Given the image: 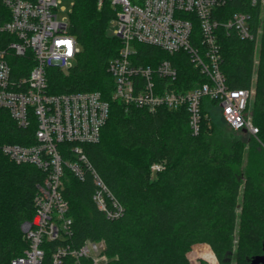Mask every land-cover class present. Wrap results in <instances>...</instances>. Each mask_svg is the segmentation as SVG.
I'll list each match as a JSON object with an SVG mask.
<instances>
[{
    "label": "trees",
    "instance_id": "16d2710c",
    "mask_svg": "<svg viewBox=\"0 0 264 264\" xmlns=\"http://www.w3.org/2000/svg\"><path fill=\"white\" fill-rule=\"evenodd\" d=\"M236 11L252 8L247 0H232L220 10L222 20ZM8 15L0 0V16ZM114 17L109 3L99 8L96 0H76L70 33L81 47L77 62L68 70L47 69L51 94L98 91L109 102L99 142L82 146L123 207L120 218L108 219L93 200L92 173L87 171L79 180L66 171L63 195L70 206L72 235L65 243L79 248L87 241H103L109 258L105 264H190L187 253L196 244L210 245L220 264H251L264 248V32L258 48L256 41L220 32L227 85L255 87L252 114L258 135L233 131L225 121L223 127L214 124L209 115L214 102L208 99L201 131L194 135L185 108L150 113L113 99L108 63L122 47L109 31ZM195 33L199 38L197 25ZM134 47L137 64L156 67L170 61L186 90L207 80L185 51L170 55L153 46ZM11 59L13 77L27 76L31 63ZM34 133V126L20 129L0 111V264H10L28 247L21 225L34 219V199L43 179L36 167L12 163L1 146L30 145ZM153 164H162L164 170L151 172ZM60 244L44 242V264H52L51 253ZM63 264L75 262L68 257ZM82 264L93 263L84 259Z\"/></svg>",
    "mask_w": 264,
    "mask_h": 264
},
{
    "label": "built area",
    "instance_id": "2783aa9c",
    "mask_svg": "<svg viewBox=\"0 0 264 264\" xmlns=\"http://www.w3.org/2000/svg\"><path fill=\"white\" fill-rule=\"evenodd\" d=\"M99 8L109 3L115 12L114 36L121 40L118 55L110 59L108 72L114 79L113 99L126 108L155 113L161 108L186 109L194 135L201 131L206 99L214 102L209 112L220 111L230 129L256 137L252 103L255 87L231 89L221 69L220 32L236 34L258 43L264 32V0H247L251 12L236 11L222 20L220 10L232 0H96ZM76 0H2L9 15L0 16V111L20 129L34 126L33 143H5L1 152L16 165H32L43 173L35 195V215L21 231L28 247L10 264H44V242H63L51 253L52 264L72 258L75 264L89 259L105 264L103 241H87L79 248L65 243L72 235L70 206L63 195L64 177L70 171L83 180L94 177L93 200L111 220L120 218L123 207L93 168L83 144L99 142L110 104L98 91L53 95L47 69L72 68L81 52L70 33V15ZM196 25L200 37H196ZM198 39V42H196ZM135 44L162 49L173 55L189 54L193 67L207 80L186 90L170 61L156 67L135 62ZM31 63L27 76L13 77L11 58ZM258 60L255 61L257 65ZM164 170L153 164L151 172Z\"/></svg>",
    "mask_w": 264,
    "mask_h": 264
},
{
    "label": "rangeland",
    "instance_id": "374dc122",
    "mask_svg": "<svg viewBox=\"0 0 264 264\" xmlns=\"http://www.w3.org/2000/svg\"><path fill=\"white\" fill-rule=\"evenodd\" d=\"M114 25H115V21L113 19V20H111L110 25H109V31H110L111 35H114V33H115V29L113 28ZM260 43H261V40L258 43V47L260 46ZM209 115H210L211 120L214 124L223 127V120H222V116H221V113L219 110L214 109L212 112H210ZM196 247L198 249H196ZM201 250H202V252H200ZM198 252H200V253H198ZM202 253L209 256V258L206 260L203 257H201L200 254H202ZM187 257L190 261V264H211L209 261H211L212 264H220L218 258L216 257L215 252L213 251L211 246L208 244H196V245L192 246L190 251L187 253Z\"/></svg>",
    "mask_w": 264,
    "mask_h": 264
},
{
    "label": "water",
    "instance_id": "95a60500",
    "mask_svg": "<svg viewBox=\"0 0 264 264\" xmlns=\"http://www.w3.org/2000/svg\"><path fill=\"white\" fill-rule=\"evenodd\" d=\"M244 133L246 132L244 131ZM251 264H264V248H263V254L254 258Z\"/></svg>",
    "mask_w": 264,
    "mask_h": 264
},
{
    "label": "bare ground",
    "instance_id": "6f19581e",
    "mask_svg": "<svg viewBox=\"0 0 264 264\" xmlns=\"http://www.w3.org/2000/svg\"><path fill=\"white\" fill-rule=\"evenodd\" d=\"M211 264H212V262L211 261H209Z\"/></svg>",
    "mask_w": 264,
    "mask_h": 264
}]
</instances>
